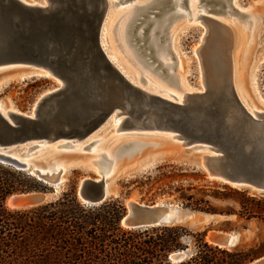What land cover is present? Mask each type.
<instances>
[{"label": "water", "instance_id": "water-1", "mask_svg": "<svg viewBox=\"0 0 264 264\" xmlns=\"http://www.w3.org/2000/svg\"><path fill=\"white\" fill-rule=\"evenodd\" d=\"M105 8V0H50L47 5L0 0V70L5 72L0 79L8 82L45 75L56 82L38 96L29 112L9 111L4 115L0 110V163L28 172L49 186H59L58 176L65 175L62 168L34 167L12 152L25 145L29 152H36L43 144L53 142H60L59 147H72L118 108H128L140 118L150 115L146 107L154 105L166 116V127L185 138L182 144L169 141L178 147L166 151L190 154L209 178L264 195V114L255 118L244 113L238 118L244 108L232 86L223 93L211 88L191 96L186 104L148 95L135 87L101 46ZM59 79L64 83L61 88ZM228 110L232 121L236 120L233 123L227 122ZM208 147L219 156L217 164L201 157V152L211 151ZM133 165H124L112 176H107V168H100L101 178L82 179L77 187L80 200L97 205L118 197L113 186L115 177L120 173L131 175ZM46 201L45 193L26 192L13 194L6 202L13 209H27ZM124 202L127 213L122 224L130 227L176 224L190 213L158 203L145 204L132 196ZM208 238L227 247L234 244L236 234L213 232ZM184 257L179 253L171 258L180 261ZM246 264H264V256Z\"/></svg>", "mask_w": 264, "mask_h": 264}, {"label": "rangeland", "instance_id": "rangeland-1", "mask_svg": "<svg viewBox=\"0 0 264 264\" xmlns=\"http://www.w3.org/2000/svg\"><path fill=\"white\" fill-rule=\"evenodd\" d=\"M25 1L46 3L45 0ZM156 1L159 0L116 2L114 5L116 10L132 4L138 7L136 8L138 13L136 12L127 26V41L123 43L124 45L118 42H121L119 32L126 15L120 18L122 13L109 9L108 12L110 13L111 10L112 15L109 19L107 17V25L106 22L104 23L102 45L108 55L112 54L115 57L112 58L114 62L135 80L140 78L139 84L143 88H152L155 91L160 86L165 90L161 92L164 95L169 91L182 94L184 88L194 92L193 94L207 92L213 87L209 78L207 79L209 86L203 84L202 73L204 71L208 76L211 71L216 77L225 79L226 86L223 91L229 89L230 84L234 82L237 93L246 106L250 107L253 104L257 109L264 110V0H221L222 2L188 0V3L185 2V6L188 4L186 9L169 11L168 7L159 11L160 5L155 4ZM198 12L226 24L231 30V41L225 39L229 38V34L228 37H223L218 32L209 33L211 27L208 28L203 18H197ZM177 15L178 17H175ZM255 15H258L260 17L258 21H261L257 29L253 24ZM167 17L173 18L164 20ZM150 38L156 39V48H161L165 61L161 58L162 55L156 56L154 47L149 46ZM124 48L131 52L135 63L129 60ZM227 51L231 72L229 70L228 73H224L223 68H215L211 62L222 61L224 56L222 52ZM3 73L5 72L0 70V77ZM1 79L0 103L6 108L22 112H29L38 96L56 84L52 77L45 75L11 79L8 82H3ZM215 90L219 92V89ZM146 108L149 111L147 114H150L144 115L147 120L157 118L165 121L166 116L161 109L154 105ZM113 126L112 123L108 124L99 131L96 138L103 139L98 141L95 147L100 144L101 146L110 144L113 148L118 142H113L115 136H135L144 144L132 157L121 155L118 171L129 163L134 164L135 170L131 175L125 176L120 173L115 177L113 186L119 196L110 199L120 197L124 202L125 198L132 196L145 204L158 203L192 212L190 217L176 224H181L195 233L204 232L206 240L214 245L217 244L208 240L211 233L236 234L233 245L220 247L246 250L254 248L258 253L255 259L264 256V210L261 212V208L264 207L263 194L248 187H234L209 178L203 168L195 165L192 155L187 153L179 155L166 151L168 148L178 147L177 143L168 144L172 140L165 135H171L172 132L125 131L127 129L116 132ZM92 139L94 137L90 141ZM175 142L179 141L175 140ZM55 157L67 162L68 166L65 179L60 186L52 187L46 184L52 192H41L47 194L46 202L57 199L62 191L72 185H75L77 192L78 183L84 178L97 177L94 166L97 165L98 155L94 151L70 149L56 154ZM181 189H185V193L193 195L195 199L202 198L209 201L218 212L209 213L186 207L187 202L184 203L178 198ZM247 211L257 214L251 216Z\"/></svg>", "mask_w": 264, "mask_h": 264}, {"label": "trees", "instance_id": "trees-1", "mask_svg": "<svg viewBox=\"0 0 264 264\" xmlns=\"http://www.w3.org/2000/svg\"><path fill=\"white\" fill-rule=\"evenodd\" d=\"M26 192L52 190L35 176L0 163V264H245L258 256L254 248L214 245L204 232L181 224L125 226L127 207L120 197L85 204L75 185L36 207L7 206L8 197ZM178 198L194 210L218 212L185 189ZM179 253L185 257L174 262L171 257Z\"/></svg>", "mask_w": 264, "mask_h": 264}, {"label": "bare ground", "instance_id": "bare-ground-1", "mask_svg": "<svg viewBox=\"0 0 264 264\" xmlns=\"http://www.w3.org/2000/svg\"><path fill=\"white\" fill-rule=\"evenodd\" d=\"M25 1V0H24ZM46 1V5L48 3H50V0H45ZM121 2H125L126 0H118ZM117 0H105V15H104V19H103V23H102V28H101V46L104 49V46L102 45V29L104 27L105 29V22H108L109 16L112 15V9H115L113 11H118V13H122L123 15L120 16L123 17L124 15H126L125 18V22L123 23L119 35H120V40L121 42H118L120 45H124L123 43H126L127 41V34H126V29L127 26L129 24V21L131 20V18L136 14L137 10L136 8V4H132L131 6H125L119 10H116V8L114 7V5L116 4V2H118ZM215 2H222L221 0H212ZM185 2L188 3V0H159L156 1L155 4L160 5L159 6V11H161L163 8L168 7V11L171 9H186L185 6ZM33 3V2H31ZM33 4H41L39 2L33 3ZM145 6V5H143ZM110 13L108 12L109 9ZM191 10V9H190ZM138 13V12H137ZM178 13V12H177ZM186 15H190V14H186ZM108 17V19H107ZM175 17H178L175 16ZM203 18L204 23L208 26V28H210V32L209 33H219L221 34L223 37L229 36V38H225L227 39H232L231 36V30L229 29V27L226 24H223L217 20L211 19V17H206L203 16L200 12H198L197 18ZM173 18V17H172ZM171 17H167L164 18V20H171ZM195 18V17H194ZM259 16L255 15L254 17V21L253 24L254 26L257 28L260 27L261 21L259 20ZM106 22V25H107ZM142 33V32H141ZM105 34V32H104ZM212 34V35H213ZM141 35V34H140ZM217 35V34H216ZM227 36V37H228ZM141 37V36H140ZM205 38V37H204ZM222 42V40H221ZM223 43V42H222ZM228 44V42H227ZM157 45V41L156 39L150 38L149 40V46L150 47H154L155 48V54L156 56H160L162 55V59L165 61V58H163V52H161V48H156ZM218 45V44H217ZM227 46V45H226ZM124 47V46H123ZM124 50L126 51V54L129 58V60H131L133 63H135V60L133 59V56L131 54V52H129V50L127 48H124ZM104 51L106 52V50L104 49ZM225 51V50H224ZM111 53V52H110ZM223 53V58L222 61L216 63L214 61L211 62V65H213L215 68H223L225 70L224 73H228V71L230 69V65L228 66V64L230 63L228 60V51L227 52H222ZM108 58L110 59V61L113 63V65L122 73V75L135 87L143 90L145 93H147L148 95H153V96H158V97H162L165 98L169 101L172 102H176V103H180V104H186L190 97L195 96V95H200V94H193L194 92H191L190 90L188 91L187 89H183L182 90V94H174L172 92L169 91V93L167 95L162 94V91H165L163 88H161L160 86L154 91V89H150V88H143L142 86H140V82L139 79L135 80L134 78H132V76L130 74H128L125 70L122 69L121 66H119L118 64H116V62H114V60L112 58H115L112 54L108 55V53L106 52ZM199 54V53H198ZM220 56V55H219ZM116 60V59H115ZM208 60V58H207ZM206 60V62H207ZM214 62V63H213ZM208 63V62H207ZM222 70V69H220ZM203 84L206 85V87H208L209 85L207 84V79L209 78V82L210 84H212L211 86L215 89H219L218 93H223V89L226 86L225 83V79L220 78V77H216V75H213L211 71H209L208 76H206V74H204L203 71ZM205 75V76H204ZM228 74H226L227 76ZM142 78V77H141ZM1 81L6 82L4 78L1 79ZM59 81V85L58 87L61 88L63 87L64 83L62 80H58ZM231 86L234 89V91L237 93V88H236V84L233 82L230 84V88ZM182 87V85H181ZM160 93V94H159ZM239 100L241 102V104L243 105L244 110L242 111L240 109V113L237 114L238 118H242L244 116V113H249L250 116H253L255 118L259 117L260 114H264L262 111L264 110H259L257 109L253 104L249 106H246V104L242 101V99L240 98L239 94L237 93ZM3 103H0V110L2 111V113L4 115H8L9 111H14V112H18V110H14L12 108H6L3 106ZM37 106L34 107V110L36 109ZM119 110H115L108 118L107 120L101 124L99 127H97L96 129H94L91 133H89L88 135H86L85 137H82L80 139H78L72 147H59L60 142H56V143H51L49 145L43 144L41 147H39L36 152L31 151L29 152V147L27 145L15 150L12 152V155L14 157H16L17 159L26 162L28 165H34V167H40L42 169H50L52 168V166L54 168H56V170H60L61 168L63 169L62 171L65 173L66 168L68 166L67 162H64L62 160H58L55 155L58 153H62L64 151H68L70 149H75L78 151H94V153H96L98 155V159L96 160L97 165H95V170H96V174L99 176L98 178H101V175H99L100 173V168H107L109 173H107V176H112L115 172H117V170L119 169V162H120V157L121 155H125L126 157H132V155L134 153H136L137 149L144 144L143 141L137 139L135 136H130V137H120V136H115L113 137V142H117V144L113 147L112 145H104L101 146L102 144H100L99 146L95 147L97 145L98 141H101L103 138L98 139L96 138L98 136L99 131L103 128L106 127L108 124H114V129L116 130V132L121 131L122 129H127L125 131H164V132H172L171 135H165L168 138H170V140H176V141H180L183 142L185 141V138L179 134L176 133L175 131H173L171 128H167L166 124L163 122L162 119H150L147 120V117H140V118H136L132 113L129 112L128 108L124 109V108H118ZM35 114V112H31V115L33 116ZM226 118H227V122L233 123L236 120L232 121V115L230 113V110L227 111L226 114ZM139 119H141L140 121H138ZM243 122V120H242ZM246 129L249 130L250 128L248 126H246ZM100 136V135H99ZM91 141L90 139L93 138ZM125 139V140H124ZM89 142L88 144H84V142ZM182 144V143H181ZM90 147V148H89ZM95 147V148H94ZM117 147V148H116ZM207 149V148H206ZM210 148L208 147V150ZM211 150V149H210ZM201 157H206L207 160L211 161V163L213 164H217L218 162H220L221 160L218 158L219 156L217 154H215L214 152L211 151H203L202 152V156ZM41 162V164H35ZM123 167V166H122ZM87 179V178H86ZM58 180L61 181V184L64 181V178L62 175L58 176ZM60 184V185H61ZM59 185V186H60ZM58 187V186H56ZM11 207V206H10ZM192 214V212L188 213V217H190V215ZM209 240V238H208ZM236 241V238L234 239V243Z\"/></svg>", "mask_w": 264, "mask_h": 264}]
</instances>
